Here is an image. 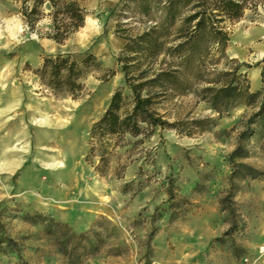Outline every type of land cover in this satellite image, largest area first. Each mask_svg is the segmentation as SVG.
<instances>
[{
  "label": "rangeland",
  "instance_id": "374dc122",
  "mask_svg": "<svg viewBox=\"0 0 264 264\" xmlns=\"http://www.w3.org/2000/svg\"><path fill=\"white\" fill-rule=\"evenodd\" d=\"M125 1L80 0L84 26L58 43L47 36L48 16L29 30L22 0H0V264H264V136L247 139V156L235 159L261 175L235 179L228 196L229 155L247 106L219 117L190 91L166 108L210 120L193 134L157 127L146 138L126 136L103 172L86 157L92 124L124 86L116 58L126 41L116 26L136 34L158 21L137 13L134 0L121 13ZM56 53L97 56L100 69L80 97L53 92L34 73ZM225 53L249 64L240 70L251 91L261 89L264 0L230 26ZM80 233L88 243L68 237ZM92 242L97 249L78 260L61 251Z\"/></svg>",
  "mask_w": 264,
  "mask_h": 264
},
{
  "label": "trees",
  "instance_id": "16d2710c",
  "mask_svg": "<svg viewBox=\"0 0 264 264\" xmlns=\"http://www.w3.org/2000/svg\"><path fill=\"white\" fill-rule=\"evenodd\" d=\"M261 2L134 0L137 13L158 14V21L143 24L136 34L128 33L123 25L116 26L115 33L126 41L116 58L124 86L113 91L107 108L89 131L86 157H97V171L103 172L112 151L126 144V136L146 138L157 127L191 135L204 127L210 121L207 118H189L166 108L191 91L197 102L208 103L219 117L240 104L250 109L240 120L237 143L229 155L232 170L228 196L233 195L235 179L261 175L255 167L235 162V159L247 156L244 146L247 139L255 134L264 136V68L261 89L251 91L246 74L240 70L250 65L229 59L225 53L230 26L246 9H255ZM130 3L131 0H126L120 12L124 13ZM46 5L49 11L44 13ZM19 12L29 30H34L44 15L48 16L51 30L47 36L58 43L83 27L87 15L80 0H22ZM99 69L100 62L93 53L80 59L70 53H56L44 55L34 73L41 84L53 92L78 98L84 92L86 76ZM113 74L114 70L109 69L102 79L107 80ZM125 88L129 93H124ZM167 193L169 200L174 198L172 180H169ZM68 237L89 242L86 233ZM94 243L69 252L61 251L70 261L78 260L82 254L97 249Z\"/></svg>",
  "mask_w": 264,
  "mask_h": 264
},
{
  "label": "bare ground",
  "instance_id": "6f19581e",
  "mask_svg": "<svg viewBox=\"0 0 264 264\" xmlns=\"http://www.w3.org/2000/svg\"><path fill=\"white\" fill-rule=\"evenodd\" d=\"M39 122L41 123V122H43L42 120H39ZM57 164H60V163H58V162H54L53 164H49L48 165V167H51V166H53V165H57ZM88 198V197H87Z\"/></svg>",
  "mask_w": 264,
  "mask_h": 264
}]
</instances>
